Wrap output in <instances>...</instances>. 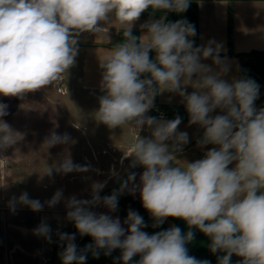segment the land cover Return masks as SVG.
<instances>
[{
    "label": "clouds",
    "instance_id": "obj_1",
    "mask_svg": "<svg viewBox=\"0 0 264 264\" xmlns=\"http://www.w3.org/2000/svg\"><path fill=\"white\" fill-rule=\"evenodd\" d=\"M189 6L190 0H0V95L5 97L61 81L75 64L77 37L84 32L105 37L108 28L102 22L107 25L114 20L124 38L99 57L104 94L99 97L96 119L109 128L127 125L136 130L124 158H132L130 167L145 169L139 185L132 172L119 189L104 197L100 192L105 182H95L91 199L71 196L65 200L63 190L58 189L43 203L27 192L9 201L10 211L15 213L17 205L40 212L64 200L66 219L94 243L78 250L75 234L58 232L62 264H86L89 252L99 258L101 250L111 255L115 249L121 250L118 259L123 264L137 255L136 264H210L188 255L186 244L194 239L193 227L210 238L212 253H226L218 257V264H231L233 255L242 258L240 264H264V108L255 107L259 85L247 77L231 83L223 79L230 71L227 59L220 55L223 45L210 40L194 46L190 38L195 37L196 29L186 19L165 22L162 16L142 24L141 36L132 34L135 22L149 8L183 13ZM150 52H155L154 60ZM209 58L216 69L201 62ZM189 86L194 89L191 93L187 92ZM163 92L179 95L189 123L204 129L198 146H217L203 159L183 162V167L174 163V154L189 142L187 132L177 131L182 118L147 115L155 97ZM7 107L0 103V117L8 115ZM217 109L223 114L213 116ZM145 126L151 136L142 138L138 133ZM17 137L0 120V148L14 144ZM70 140L69 134L53 131L44 146ZM234 162L235 167L229 168ZM90 170L91 165L74 163L66 156L48 165L42 176ZM125 190L132 194L139 190L143 207L155 220L154 227L172 217L184 220L189 231L182 234L173 226L149 235L142 231L147 226L143 217L134 210L128 211L124 221L127 229L118 217L91 210L103 204L116 211L118 197ZM33 234L52 243L46 219Z\"/></svg>",
    "mask_w": 264,
    "mask_h": 264
},
{
    "label": "crops",
    "instance_id": "obj_2",
    "mask_svg": "<svg viewBox=\"0 0 264 264\" xmlns=\"http://www.w3.org/2000/svg\"><path fill=\"white\" fill-rule=\"evenodd\" d=\"M162 16L166 17L165 22L186 19L193 24L196 35L190 39L194 40V46L206 45L210 40L221 43L223 50L220 55L227 59L230 67V71L222 78L229 83L233 79L244 77L254 79L259 85V96L255 101V107L257 110L264 108V0H190L189 8L183 13L149 8L135 22L132 34L141 36L142 24L149 20L160 19ZM101 26L108 28V32L105 33L106 38L90 32L81 33L77 37L78 54L75 57V64L67 70L61 81L19 96L0 95V103L8 106V115L0 117V120L6 122L13 133H40L41 136V134L57 132L62 130L64 122H72L80 113L82 116H90L88 123L97 127L95 130L97 132L121 131L118 127L117 131L106 130L105 127L99 129L100 125L98 122L96 125L95 122L94 110L99 108V97L104 94L100 87L103 70L99 67V57L106 55L111 47L124 40L120 26L114 20L107 25L102 22ZM149 55L151 59H155V52H150ZM201 62L216 69L210 58ZM193 90L190 86L187 88L188 93ZM218 114L223 113L219 109L212 113L213 116ZM147 115L166 120H172L177 116L182 118L177 131L187 132L189 142L183 146L182 151L174 154L176 160L174 163L177 166L183 167V162L191 163L203 159L207 151L217 147L211 144L198 146L197 142L202 137L204 129L197 124L189 123V114L179 95L169 92L158 94L154 100V107ZM74 126H77V123ZM125 126L122 127H125L131 136L130 143L125 145L126 150L129 151L130 144L136 138V130ZM138 134L142 138H147L151 136V130L145 126ZM40 139L38 147L25 146L24 149L28 147L34 151L27 154L23 152L21 158L34 157L39 150H46L45 139L42 136ZM105 143L110 145L113 142ZM112 146L115 147L114 144ZM3 153V148H0V155ZM45 154L46 160H2L3 156L0 158V264H62L59 253L63 248L58 232L75 234L74 243L78 250L94 243L90 236H81L74 224L66 219L67 209L64 200L53 208L45 206L40 212H33L21 205H17L15 213L10 211L9 201L12 197L18 198L22 193L27 192L31 199H38L43 203L61 189L60 174L57 176L54 173L52 177L42 176L48 165L58 162L47 152ZM93 158L94 160H85V163L92 168L84 175L85 187L81 191L77 189L71 193L61 189L65 200L71 196L77 199H91L92 185L95 182H105L106 186L100 192L101 197L111 195L114 190L120 188L121 181L127 179L128 174L132 172L136 174L135 183L139 185L140 176L145 170L142 166L130 167L131 157L111 160L109 156L101 160L94 149ZM81 164L84 165L82 162ZM233 167L235 162L229 165V168ZM79 192L84 194L83 197L78 195ZM91 210L98 215L107 214L114 219L118 217L125 229L128 228L124 223L128 211L134 210L143 217L147 226L142 231L149 235L168 230L173 226L179 227L184 222L180 218L168 217L163 224L154 227L155 220L143 207L139 190L134 194L125 190L119 195L118 208L114 212L103 204L96 205ZM42 219H46L52 229V243L33 234V229ZM209 245L200 253L198 260L218 264V257L226 253L219 251L212 253ZM120 256V249L113 250L111 255H105L101 250L99 258H94L89 252L86 264H123V261L118 259ZM139 259L140 256L137 255L129 264H136ZM241 260V257L233 255L231 264H240Z\"/></svg>",
    "mask_w": 264,
    "mask_h": 264
},
{
    "label": "rangeland",
    "instance_id": "obj_3",
    "mask_svg": "<svg viewBox=\"0 0 264 264\" xmlns=\"http://www.w3.org/2000/svg\"><path fill=\"white\" fill-rule=\"evenodd\" d=\"M98 111V108H95L94 114H95V122L99 126V129L106 128L112 129L114 131H117L116 128H109L105 124L99 122L96 118V113ZM90 117V116H89ZM86 115L82 116L78 115L77 117L73 118L72 122H64V127L62 130L57 131L58 134H64L67 133L71 137V140L68 144H58L56 146H53L51 148H46V150H39L38 154L34 155V157H23L21 158V155L31 153L34 150L30 148H25V146H32L36 145L38 147V143L41 141V136L43 139L49 136L48 134H41L40 133H15L18 134L19 137L16 140V142L12 145H9L7 147L3 148L4 153L0 155V158L2 160H46V152L50 154L53 160L61 161L66 156H70V158L73 160L74 163L81 164V162L84 165H87L85 163V160H94L93 158V150L95 149V152H98L99 158L101 160H104L106 158L111 157V160H124L125 153L128 151L125 148V145L130 143V134L128 130L125 127H118L121 131L120 132H113V131H104V132H97L95 131L97 127H93L89 125L88 118ZM77 123V126H74L75 123ZM73 125H72V124ZM103 139V140H102ZM106 141L113 142L112 144L108 145V143H105ZM38 144V145H37ZM114 144L115 147L119 148L116 149L112 145ZM125 148V149H124ZM87 162V161H86ZM122 162V161H121ZM114 168V166H113ZM113 170V169H112ZM128 170V169H127ZM88 172H72L68 173L66 175H62V178H60V188L63 189L66 193L82 190L83 187H85L83 184L86 183L85 176L88 174ZM54 175V174H53ZM59 175V176H60ZM58 176V174H57ZM58 179V177H57ZM79 196H82V192H79ZM81 198V197H80ZM82 199V198H81ZM179 228L182 231V234H186L189 231V227L187 223L184 221ZM194 232V239L186 244V248L188 249V255L195 257L196 259L199 258L200 253L211 243V240L209 237H207L205 234L200 232L196 228L191 229Z\"/></svg>",
    "mask_w": 264,
    "mask_h": 264
}]
</instances>
